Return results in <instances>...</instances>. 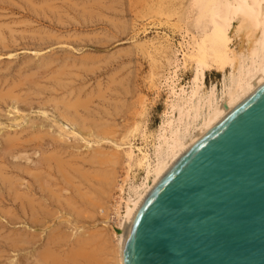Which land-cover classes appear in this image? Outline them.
<instances>
[{
	"label": "rangeland",
	"instance_id": "1",
	"mask_svg": "<svg viewBox=\"0 0 264 264\" xmlns=\"http://www.w3.org/2000/svg\"><path fill=\"white\" fill-rule=\"evenodd\" d=\"M85 4L86 6H84ZM185 5L186 0H0V95L2 96L15 85L14 88H11L12 95L17 94L16 96H18L17 102L10 101L9 97L6 98L4 95L0 98V160L2 158L5 160L4 164L11 171L9 175L19 179L22 191L25 188L27 190L28 183H32V181L26 173L14 172L16 170L11 169L13 165L22 169L29 167L31 171L35 172L43 170V179L50 181L52 190L58 194L59 198L69 197L71 199L74 197V187H65L58 174L50 173V177L47 179L45 174H49V172L44 167L41 168L42 165H38L42 155L46 154L47 156L49 153L52 155L62 154L60 156H63L61 157L63 160L65 159L73 166L77 167L78 165L79 172L85 170L84 173L92 175L91 183L86 181L89 183L87 184L81 180L82 178L80 179V175L70 172L73 178L71 183L75 182L76 186L81 184L80 190H85V194L93 195L94 191L89 185L92 183L95 185V178L99 176L98 172L104 169V171H110L113 168L119 177L122 168L118 165L115 166L114 154L123 146L120 145L117 148L116 143L111 139L119 141L121 135L133 122L141 121L142 116L138 115V111L142 105L147 109L145 125L148 131L152 132L159 124V116L165 108L167 94L164 88L158 94L149 78L152 77V74H155V78H157L171 70L167 58L172 60L176 57L178 62H181V53L186 48V38L188 39L184 32L186 20L181 15ZM140 43L147 44V48H144L147 51L140 47ZM43 60L45 61L43 62ZM59 71L65 77H61L63 75L56 76ZM177 73L179 83L186 85L187 80L191 78V70L178 68ZM219 77L216 72L207 73L205 83L208 85ZM57 80L64 84L62 88ZM66 83L67 85H65ZM31 86L33 87L31 88ZM70 93L71 95H69ZM41 95L42 97H40ZM87 97L89 100L88 110L79 111L82 119L90 121V125L88 123L84 125H89L95 130L108 126L107 129L113 130L110 133L111 137L107 138L108 140L98 139L96 141L95 138H87L91 140L86 142L78 134L77 125L64 126V119L60 117L61 106H58V110L54 109V104L62 101V98L65 101H72L76 98L84 100ZM41 111H45V113ZM86 114L87 117H85ZM91 122H94L95 125H91ZM71 130L77 133L74 131L71 133ZM17 135L19 139H17ZM10 136L18 141L14 140V143L17 142L15 151L13 150L14 152L9 154L3 142L4 139L11 138ZM129 139L136 146L143 145L139 136L135 134ZM3 144L4 148H2ZM20 144L23 146L20 147ZM96 149L101 150L98 151L104 155V159L100 158V160L104 161L96 158L90 164L88 160ZM111 152L114 154L112 155ZM112 156L113 158L109 159ZM106 160L107 162H105ZM113 162L114 165H112ZM37 166L40 169H35ZM16 173L18 174L16 175ZM52 175L54 179L56 177V182ZM58 185H62L64 189H59ZM33 189L36 195L40 194L36 184ZM2 194L0 211L8 209L10 214H14V217L12 216L9 221L7 219H10L8 218L10 214L4 216L0 212V264H9V260L12 259L15 260L12 261L13 264H34L33 262L38 257L37 252L43 247L47 233L49 234L52 228L56 230L55 234L59 233L63 237L69 235L70 242L75 240V237L82 238L84 235L88 239L99 240L104 232L106 225L102 221L101 210L89 212V210L82 209L81 216L79 214L76 217L73 213L71 217H68L69 214L66 213L69 212L68 210L57 208L55 211L56 207L54 209L53 206L48 205L50 204L48 200H45V205L51 212L53 211L52 217L45 219L43 225H37L33 229L29 223V215L22 213L18 203L10 202L6 192L3 191ZM43 197L45 199L46 196ZM6 201H9V204ZM61 203L63 205V202ZM74 206L78 207V202H75ZM84 212L87 215L90 213L91 218L87 217ZM30 233L37 238L34 245H24L23 248L19 247L21 248H18L19 250H12L14 249L11 244L12 239L17 236L27 238ZM95 246L96 242H93L92 248ZM103 263L110 264L107 260Z\"/></svg>",
	"mask_w": 264,
	"mask_h": 264
},
{
	"label": "bare ground",
	"instance_id": "2",
	"mask_svg": "<svg viewBox=\"0 0 264 264\" xmlns=\"http://www.w3.org/2000/svg\"><path fill=\"white\" fill-rule=\"evenodd\" d=\"M84 6H86V4ZM181 15L185 17L186 20L184 32L188 37V39L186 38V48L184 47L185 51L181 50V62L179 61V63L176 57H173L174 59L172 60L167 58V63L168 65H171V68H169L171 70L165 75L157 76V78H155V74L151 73L152 79L149 78V80H152L150 83H152L158 94L162 88L166 90L167 94V96L165 95V108L163 109L162 114H160L161 116H159V124L152 132L148 131L145 125V115L147 109L142 105L140 111H138V115L142 116L141 121L133 122V124L129 126L121 135L119 141H116L113 138L111 139V141L116 143L115 146L117 148H119L120 145L123 146L120 147L121 149H118L115 154L111 152L115 157V166L118 165L122 168V172L119 177L113 168L110 171H104V169L103 171L98 172L97 174H99L100 177L97 176V178H95L96 174L94 173L95 177H93L96 179L95 185L93 183L92 184L94 186L92 184L89 185L94 193L93 195L85 194V190H80L82 188L80 183V185L77 186L74 184L75 182L71 183L73 178L70 172L76 173L75 175H80V179L82 178V181H88L91 183L90 179L93 178L90 173H84L85 170H80L79 172V169L77 168L78 165L76 167L65 159L63 160V158H61L63 156H60L62 155L60 153V155H57L56 153L53 155L49 153L47 156L46 154L42 155L43 157L39 162H37L39 163L38 165H42L41 168L44 167L46 171L49 172V174L46 173L44 169L46 173L45 177L49 179L50 173L54 175L58 174L65 187H74L73 198H59L58 194L52 190L50 181L48 182L46 179H43L44 174L42 173L43 170L41 171L40 167H35V169H40V171L35 172L31 171L29 167L22 169L15 165L12 166L11 169L16 170L14 172H24L32 181V183H28L27 190L25 188L26 191H22L19 179L10 176L9 174L11 171H9L7 165L4 164L5 160L3 158L0 160V197L3 198L2 192L4 191L10 198V202L18 203L22 213L24 215H26V213L29 215V223L33 229L37 225H43L44 220L49 219L53 215V211L51 212L45 205V200H48L50 204H48V202L47 204L53 206L54 209L56 207L55 211L57 208L60 210H68L70 212H66L70 215H68V217H71V214L73 213L77 217L80 213H82V209L89 210V212L94 210L102 211V221L105 222L106 226H104V232L101 234L99 240L95 238L88 239L84 235L85 237H75V240L70 242L69 235H65L63 237L59 233L55 234L56 230H53L54 228H52V230L50 229L51 232L49 234L47 233L46 241L43 244V247L41 246L42 248L39 252H37L38 257L33 262L34 264H104L103 262L106 260L107 262H110V264H123L122 251L127 231L133 215L146 195L168 171V169H170V167H172V165H174L190 147H192L229 111L236 107L264 82V0H186V5L184 6ZM137 45L139 47V44ZM140 47L143 49L147 48V44L140 43ZM145 50L146 49H144V51ZM147 54L150 53L147 52ZM44 61L45 60H43V62ZM178 68H189L191 70V78L187 80L188 82H186V85L179 83L177 75ZM212 72L218 73L220 77L215 81H211L207 85L205 83L206 74H211ZM59 73H57L58 75L56 76L63 75V73ZM30 74L33 75L32 73ZM61 77L65 76L63 75ZM57 81L58 84L61 85L60 88H62V85L64 84L59 83V80ZM34 83L36 84L37 82L35 81ZM65 85H67V83ZM14 87L15 85L10 87V90H7L5 94H2L6 98L9 97L10 101L17 102V94L14 96L11 91V88ZM32 87L33 86H31V88ZM16 89L13 90L16 91ZM69 95H71V93ZM2 96L0 95V98H2ZM40 97H42V95ZM69 97L72 98L71 96ZM79 98L72 101L68 99V101H65L62 98V101L55 104L53 103L55 105L54 109L58 110V106H61L62 108V114L60 117L64 119V126H70L68 124L77 125L76 128L78 134H80L82 139L86 140V142L91 140L87 138H95L96 141L98 139H109V137H111L110 133L113 130L110 131V128L107 129L108 126L95 130L90 128L89 119H82L79 111L88 110L89 100L88 97L84 100ZM82 98L84 97L82 96ZM100 98L102 97L100 96ZM4 103L6 104V102ZM41 112L45 113V111ZM87 114L85 117L88 116ZM85 123H88L89 125L85 126ZM79 124L80 126H78ZM93 124L94 122L91 125ZM72 131L74 130H71V133H73ZM74 132L77 133L76 131ZM134 134L139 136L143 145L136 146L130 141L129 138H131ZM36 135L38 136V134ZM32 138L33 137L31 136V139ZM17 139H19V137ZM14 140L13 136L11 138L4 139L3 143H5L9 154L15 149V144L17 142L14 143ZM5 145L3 144L2 148H4ZM21 145L22 144H20V147ZM1 150L4 151L3 149ZM98 150L100 149H96L92 152V155L90 156L91 158L88 160L90 164L93 163V159H104V155ZM111 158H113V156L109 159ZM105 162H107V160ZM112 165H114V162ZM17 174L18 173H16V175ZM53 180L56 182V177L55 179L53 178ZM54 181L51 182L53 183ZM88 182L86 183L89 184ZM35 184L37 185L41 195L39 193L38 195L35 194L33 189ZM58 188L64 189L62 185H58ZM42 194L43 196H46L45 199ZM37 197L43 199H38ZM61 202H63V205ZM75 202H78V207L74 206ZM7 203L9 204V201ZM0 212L5 216L8 215L9 210L7 209ZM85 215L87 214L85 213ZM12 216L14 217L13 213L8 216L10 219L7 220L10 221ZM87 217L91 218V214L88 213ZM28 235L29 236L27 238L17 236L12 239L11 244L14 248L12 250H19L23 248L24 245H34L37 241L36 236L32 233ZM93 242H96V246L94 248H92ZM97 242L99 243L97 244ZM103 259L105 260L103 261ZM12 261L14 262L15 260H9V264H13Z\"/></svg>",
	"mask_w": 264,
	"mask_h": 264
},
{
	"label": "water",
	"instance_id": "3",
	"mask_svg": "<svg viewBox=\"0 0 264 264\" xmlns=\"http://www.w3.org/2000/svg\"><path fill=\"white\" fill-rule=\"evenodd\" d=\"M123 264H264V82L190 147L130 222Z\"/></svg>",
	"mask_w": 264,
	"mask_h": 264
}]
</instances>
